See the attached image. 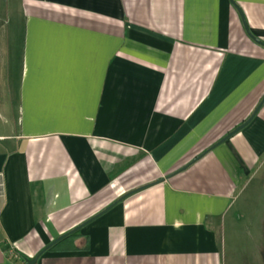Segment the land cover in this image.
Masks as SVG:
<instances>
[{
	"label": "crops",
	"instance_id": "1",
	"mask_svg": "<svg viewBox=\"0 0 264 264\" xmlns=\"http://www.w3.org/2000/svg\"><path fill=\"white\" fill-rule=\"evenodd\" d=\"M263 96L231 0H0V264H264V104L174 173Z\"/></svg>",
	"mask_w": 264,
	"mask_h": 264
},
{
	"label": "water",
	"instance_id": "2",
	"mask_svg": "<svg viewBox=\"0 0 264 264\" xmlns=\"http://www.w3.org/2000/svg\"><path fill=\"white\" fill-rule=\"evenodd\" d=\"M233 2V4L235 5V7L237 8V10L239 11L241 17H242V20H243V23H244V26H245V29L248 33V35L254 40L256 41L257 43L261 44L264 46V41L260 38H258L256 35L253 34V32L250 30L249 26H248V23L246 22V18L244 16V13L241 9V7L234 1V0H231ZM264 104V96L263 98L261 99V101L259 102V104L256 106V108L254 109V111L252 112V114L250 115V117L245 120L243 123H241L240 125H238L237 127H235L233 130H231L228 134H226L223 138H221L218 142H216L215 144H213L210 148H208L207 150H205L204 152H202L201 154H199L196 158H194L193 160H191L188 164L184 165L183 167H181L180 169H178L176 172L174 173H178V172H181V171H184L186 170L192 163H194L196 160L200 159L202 156H204L208 151H210L211 149H213L214 147H216L217 145H219L220 143L226 141L227 139H229L231 136H233L234 134H236L237 132H239L240 130H242L246 125H248L252 119L255 117V115L258 113V111L260 110V108L263 106ZM173 175V174H171ZM170 175V176H171ZM168 176V177H170ZM145 187V186H144ZM140 189V188H139ZM133 192V191H132ZM132 192H129L127 193L125 196H123L121 198V200L125 199L127 196H129ZM110 207H108L107 209H109ZM77 229H79L78 227L71 230L70 232H67L63 235H61L60 237H58L57 239H55L51 244L50 246L54 245L55 243L59 242L61 239H63L64 237H66L67 235L73 233L74 231H76ZM48 246V247H50ZM44 252V250L42 252H40L39 254H37L33 259L29 260L28 261V264H35L37 262V260L39 259V257L42 255V253Z\"/></svg>",
	"mask_w": 264,
	"mask_h": 264
},
{
	"label": "built area",
	"instance_id": "3",
	"mask_svg": "<svg viewBox=\"0 0 264 264\" xmlns=\"http://www.w3.org/2000/svg\"><path fill=\"white\" fill-rule=\"evenodd\" d=\"M8 252L12 256V258H14L15 260L19 259V255L17 254V252L13 248L9 249Z\"/></svg>",
	"mask_w": 264,
	"mask_h": 264
},
{
	"label": "trees",
	"instance_id": "4",
	"mask_svg": "<svg viewBox=\"0 0 264 264\" xmlns=\"http://www.w3.org/2000/svg\"><path fill=\"white\" fill-rule=\"evenodd\" d=\"M21 264H28V262H24V261H22Z\"/></svg>",
	"mask_w": 264,
	"mask_h": 264
},
{
	"label": "rangeland",
	"instance_id": "5",
	"mask_svg": "<svg viewBox=\"0 0 264 264\" xmlns=\"http://www.w3.org/2000/svg\"><path fill=\"white\" fill-rule=\"evenodd\" d=\"M250 232L252 233V231L250 230Z\"/></svg>",
	"mask_w": 264,
	"mask_h": 264
}]
</instances>
